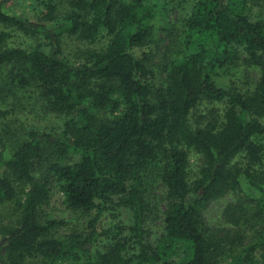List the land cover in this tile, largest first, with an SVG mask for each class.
Listing matches in <instances>:
<instances>
[{"label": "trees", "instance_id": "16d2710c", "mask_svg": "<svg viewBox=\"0 0 264 264\" xmlns=\"http://www.w3.org/2000/svg\"><path fill=\"white\" fill-rule=\"evenodd\" d=\"M19 1L0 0V77L37 88L65 122L59 132H29L10 158L0 153V208L11 202L16 213L0 228V264H264V20L255 13L264 0H196L182 24L185 42L176 24L158 27L175 39L162 65L156 23L175 0H30L36 21L12 13ZM17 36L38 44L13 46ZM104 38L80 61L64 52V40ZM240 69L258 73L252 91L222 85ZM207 101L226 105L224 113L197 125ZM4 140L0 132L3 151ZM151 177L166 191L154 241ZM55 191L89 216L65 239L56 233L66 223L41 219ZM229 192L244 197L231 206L230 222L241 224L236 255L239 240L214 233L202 215ZM120 208L132 213L130 225L104 227ZM243 227L255 233L248 243Z\"/></svg>", "mask_w": 264, "mask_h": 264}, {"label": "rangeland", "instance_id": "374dc122", "mask_svg": "<svg viewBox=\"0 0 264 264\" xmlns=\"http://www.w3.org/2000/svg\"><path fill=\"white\" fill-rule=\"evenodd\" d=\"M196 0H175L171 9V15L168 18H162L156 23L157 31L155 39L159 43L156 63L162 65L166 58L173 57L174 53L169 49L172 42H175L174 37L171 36L165 28L169 23L176 24L177 38L179 42L186 41V31L182 24L185 23L186 18L190 14L191 8ZM30 0H20L13 8L12 13L16 16H23L30 20L36 21L35 14L31 10ZM255 13L258 19L264 20V7L255 8ZM166 19V20H165ZM166 23V24H165ZM103 33H106L103 31ZM106 38L94 44H87L80 40L71 39L64 40V52L71 55L73 59H85L88 53L94 49L107 44ZM13 46L26 47L32 49L38 44V41L26 38V36H17L11 41ZM168 46V47H167ZM170 51V52H169ZM258 73L253 70L240 69L234 72L230 77L222 78V85L232 87L238 92H248L254 89ZM226 105L222 103L201 102L195 112V124L200 125L204 123L201 117L217 111L220 115L224 113ZM100 119L105 120L108 115L101 113ZM65 122V118L55 112H50L46 101L43 100L41 92L37 88H30L28 90H19L15 87L8 86L2 82L0 77V132L4 137L7 148L4 149L0 145V153L4 152L6 158L12 157L16 149L27 138L29 132H59ZM192 163L199 165L197 156H191ZM196 171V167L193 168ZM149 192L146 194L150 206V213L147 219V228L150 230V240L158 239L163 231V223L165 218V202L166 191L164 185L156 177H151L149 181ZM246 192L248 188H244ZM245 192V193H246ZM243 194V193H242ZM241 192H229L228 194L214 199L209 202L203 209V219L206 226L214 233L228 238V234L239 240L236 251L233 254H238L241 251V224L239 226L231 223V215L234 210L231 206L238 205L241 208V198L244 199ZM14 204L9 202L0 208V228L9 226L15 222ZM42 221L54 219L63 221L66 225L56 233V237L65 239L74 230L82 228L89 216L82 214L79 211L69 209L64 204L62 194L55 191L47 206L43 207L41 214ZM132 222V213L129 210L120 208L117 212H109L103 219V226L108 227L109 224H124L129 226ZM243 237L248 243L251 236L255 233L252 229L243 227ZM0 245H6V239L0 235ZM230 261H225L222 264H229ZM28 264H46L41 259L31 260ZM59 264H73V263H59Z\"/></svg>", "mask_w": 264, "mask_h": 264}]
</instances>
